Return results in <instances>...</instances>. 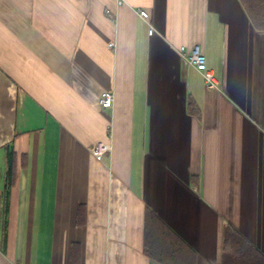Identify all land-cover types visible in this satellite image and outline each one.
Here are the masks:
<instances>
[{"label": "crops", "instance_id": "obj_1", "mask_svg": "<svg viewBox=\"0 0 264 264\" xmlns=\"http://www.w3.org/2000/svg\"><path fill=\"white\" fill-rule=\"evenodd\" d=\"M193 44L219 89L181 59ZM6 145L0 264H161L146 208L197 264L220 263L225 223L264 250V32L239 0H0L2 174Z\"/></svg>", "mask_w": 264, "mask_h": 264}, {"label": "trees", "instance_id": "obj_2", "mask_svg": "<svg viewBox=\"0 0 264 264\" xmlns=\"http://www.w3.org/2000/svg\"><path fill=\"white\" fill-rule=\"evenodd\" d=\"M252 25L264 32V0H239ZM6 148V169L2 174L4 196L13 183L14 149ZM4 197V214L8 204ZM6 245V236L2 247ZM144 252L161 264H197V251L172 229L153 210L146 208L144 216ZM78 264V263H76ZM219 264H264V250L246 237L231 223H225L222 235V254Z\"/></svg>", "mask_w": 264, "mask_h": 264}, {"label": "built area", "instance_id": "obj_3", "mask_svg": "<svg viewBox=\"0 0 264 264\" xmlns=\"http://www.w3.org/2000/svg\"><path fill=\"white\" fill-rule=\"evenodd\" d=\"M117 2L118 4H122L125 0H117ZM138 13L148 22L149 33L152 34L155 32V26L149 19L150 13L148 9L141 8ZM112 44L114 43L111 42L110 45ZM177 51L185 64L193 66L200 71L208 88L219 89L218 81L212 69L208 66L207 55L200 44H193L190 46L181 45ZM99 102L104 108L112 107L114 103V92L112 90H103L100 95ZM110 148V143L98 141L90 147V152L96 157H101Z\"/></svg>", "mask_w": 264, "mask_h": 264}, {"label": "water", "instance_id": "obj_4", "mask_svg": "<svg viewBox=\"0 0 264 264\" xmlns=\"http://www.w3.org/2000/svg\"><path fill=\"white\" fill-rule=\"evenodd\" d=\"M1 174H2V170H1V166H0V179H1Z\"/></svg>", "mask_w": 264, "mask_h": 264}, {"label": "rangeland", "instance_id": "obj_5", "mask_svg": "<svg viewBox=\"0 0 264 264\" xmlns=\"http://www.w3.org/2000/svg\"><path fill=\"white\" fill-rule=\"evenodd\" d=\"M0 187H2V180H0Z\"/></svg>", "mask_w": 264, "mask_h": 264}]
</instances>
